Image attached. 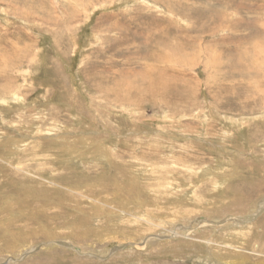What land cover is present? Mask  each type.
I'll return each mask as SVG.
<instances>
[{"label": "rangeland", "instance_id": "rangeland-1", "mask_svg": "<svg viewBox=\"0 0 264 264\" xmlns=\"http://www.w3.org/2000/svg\"><path fill=\"white\" fill-rule=\"evenodd\" d=\"M263 261L264 0H0V264Z\"/></svg>", "mask_w": 264, "mask_h": 264}, {"label": "bare ground", "instance_id": "bare-ground-1", "mask_svg": "<svg viewBox=\"0 0 264 264\" xmlns=\"http://www.w3.org/2000/svg\"><path fill=\"white\" fill-rule=\"evenodd\" d=\"M228 1H229V0H228ZM227 3H228V2H227ZM145 29H146V28H145ZM146 33H147V32H146ZM152 33H153V32H152ZM140 34H141V33H140ZM143 35H144V34H143ZM151 35H152V34H151ZM149 36H150V35H149ZM151 37H152V36H151ZM165 38H166V37H165ZM154 39H155V38H154ZM156 39H157V38H156ZM163 41H164V40H163ZM186 41H187V39H186ZM150 42H151V41H150ZM155 42H156V41H155ZM160 42H162V41H160ZM188 42H189V40H188ZM190 42L192 43V41H190ZM193 42H194V40H193ZM163 43L165 44V42H163ZM169 44H170V43H169ZM179 44H180V43H179ZM181 44H182V43H181ZM161 45H162V43H161ZM167 45H168V44H167ZM183 45H184V44H183ZM189 45H190V44H189ZM189 45H188V46H189ZM191 45H192V44H191ZM175 50H176V49H175ZM130 53H131V52H130ZM121 55H122V54H121ZM152 56H153V55H152ZM160 58H161V57H160ZM171 59H172V58H171ZM177 59H178V58H177ZM131 60H132V59H131ZM153 60H154V58H153ZM153 60H152V62H153ZM159 60H161V59H159ZM165 61H166V60H165ZM154 62H155V61H154ZM154 62H153V63H154ZM158 62H159V61L157 60V63H158ZM153 63H152V64H153ZM177 63H178V62H177ZM177 63H176V64H177ZM180 63H181V62H180ZM134 64H135V63H134ZM150 64H151V63H150ZM152 64H151V65H152ZM155 64H156V63H155ZM160 64H161V62H160ZM173 64H174V63H173ZM129 65H130V64H129ZM148 65H149V64H148ZM151 65H150V66H151ZM153 65H154V64H153ZM153 65H152V66H153ZM158 65H159V64H158ZM169 66H171V65H169ZM167 67H168V66H167ZM157 68H158V66H157ZM165 69H166V68H165ZM145 71H148V72L150 73V76H149V77L147 78V80H146V83H147V86H148V87H160L159 89H161V90H164V89H165V85H166V82H167V81L165 82V80H167V79L164 80V78H163L162 76H160L159 74L153 76V72H152V71H153V68H151V67H147V66H146ZM156 71H157V70H156ZM158 71H159V68H158ZM170 73H171V72H170ZM162 75H163V74H162ZM173 76H174V75H173ZM140 78H141V77H140ZM176 78H177V77H176ZM143 79H146V78L143 77ZM154 90H156V89H154ZM180 99H181V98H180ZM228 249H229V248H228ZM228 249H226V250H228ZM211 250H212V249H211ZM213 250H214V249H213ZM221 250H223V249H220V252H221ZM224 250H225V249H224ZM224 250H223V251H224ZM223 251H222V252H223ZM239 251H240V250H239ZM224 252H225V251H224ZM224 252H223V253H224ZM227 252H228V251H227ZM215 254H216V253H215ZM230 254L233 255V253H232L231 251H230V253H229V257L231 256ZM237 254H238V253H237ZM242 254H243V253H242ZM218 255H219V253H218ZM218 255H217V256H218ZM222 255L225 256V258L228 256L227 254H226L227 256L224 255V254H222ZM235 255H236V254H235ZM238 255H239V254H238ZM240 255H241V254H240ZM243 255H245V254H243ZM243 255H242V256H243ZM246 255H247V254H246ZM236 256H237V255H236ZM236 256H235V257H236ZM244 257H245V256H244ZM230 258H232V257H230ZM233 258H234V256H233ZM236 258H237V257H236ZM242 258H243V257H242ZM226 259H227V258H226ZM244 259H245V258H244ZM217 260H218V259H217ZM234 260H235V259H234ZM220 261H222V260H220ZM223 261H224V258H223ZM223 261H222V262H223ZM236 261L238 262V260H236ZM239 261H240V260H239ZM241 261L244 262V260H241ZM241 261H240V262H241ZM230 262H233V261H230ZM230 262H229V263H230ZM237 262L234 261L233 263H237ZM263 262H264V261H263ZM227 263H228V261H227Z\"/></svg>", "mask_w": 264, "mask_h": 264}]
</instances>
